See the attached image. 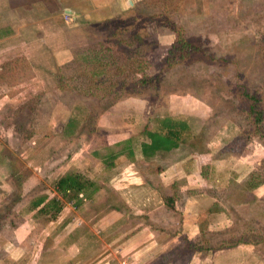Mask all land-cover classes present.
<instances>
[{
  "label": "rangeland",
  "instance_id": "1",
  "mask_svg": "<svg viewBox=\"0 0 264 264\" xmlns=\"http://www.w3.org/2000/svg\"><path fill=\"white\" fill-rule=\"evenodd\" d=\"M130 1L115 18L125 16L120 31L126 34L120 40L134 36L131 46L138 45L133 57L140 74H127L124 68L120 81L131 91L94 90L90 95L83 89L86 76L66 78L91 73L84 55L104 37L105 26L80 23L60 32L58 18L47 16L39 2L28 3L33 16L28 21V9L14 6L18 1L0 0V29L14 25L16 30L15 43L0 46V230L23 222L28 197L54 196L53 184L61 175L84 173L102 187L110 175L103 159L134 148L146 139L144 131L157 130L160 119L170 118L188 126L174 153L179 158L189 153L202 166L185 199L196 202L208 220L203 228L211 229L194 239V247L174 246L155 264H264V0ZM30 22L35 23L31 31ZM169 27L177 29L184 45L175 42ZM23 38L30 42L22 43ZM63 41L66 50L84 54L78 52L59 71L50 56ZM109 47L120 64L126 63L123 50ZM141 77L147 81L140 83ZM244 94L258 100V125L247 112ZM68 120L73 121L69 130ZM195 136L199 139L190 145ZM100 197H94V207L101 206ZM56 218L37 217L31 224L34 236L21 244L55 242ZM198 246L209 250L195 253ZM30 254L38 253L31 249Z\"/></svg>",
  "mask_w": 264,
  "mask_h": 264
},
{
  "label": "crops",
  "instance_id": "2",
  "mask_svg": "<svg viewBox=\"0 0 264 264\" xmlns=\"http://www.w3.org/2000/svg\"><path fill=\"white\" fill-rule=\"evenodd\" d=\"M28 1L32 5L39 2ZM42 1L39 3L43 6L45 14L49 17L55 14L51 19L58 18L60 32L77 28L80 23L94 27L114 19L126 9L125 0ZM21 7L28 9L25 10L24 17L31 21V7H28L25 0ZM41 8L38 7V11ZM64 14L70 18L69 26L64 21ZM34 26L35 23L30 22L29 28L26 27L31 31ZM13 27L14 25L10 29H0V46L15 43L16 30ZM29 42V39L23 38L22 43ZM63 42L60 48L56 45L51 49L50 58L56 67L72 59V49L66 50V43ZM143 135L145 136L144 133ZM145 138L136 144H148L149 140L146 136ZM176 151L179 152V147L166 153L156 152L153 156L144 157L139 148L130 147L108 155L102 162L107 165L105 167L110 175L104 179L102 187L94 184L97 189L94 194L80 195L76 209L69 203H63L56 216L58 232L54 231L55 235L53 233V243L39 247L21 244L28 236H34V231H31L32 221L44 216L37 211L53 196L28 197L25 200L23 222L9 231H6L8 226H3L0 230V264H155L161 257H165L168 251L176 250L175 247L181 244V238L193 242L200 234L199 228L203 227V224L208 225V220L196 209V202L186 200L185 197H190V181L193 175L200 176L202 166L193 162L188 152L186 157L179 158V155L174 153ZM1 183L5 187L8 185L6 181ZM52 194L55 195L53 191ZM8 195L6 191L5 196ZM179 195H183V198L176 203ZM95 196H101V206L94 207ZM42 198L44 199L41 202ZM167 198L171 199L169 203ZM80 207L86 208L85 213ZM76 220L82 224L79 225ZM94 227H97V231H94ZM207 227L204 229H211L210 226ZM20 249L28 251L21 253ZM31 249L38 254L28 255ZM157 264L175 263L170 260Z\"/></svg>",
  "mask_w": 264,
  "mask_h": 264
},
{
  "label": "trees",
  "instance_id": "3",
  "mask_svg": "<svg viewBox=\"0 0 264 264\" xmlns=\"http://www.w3.org/2000/svg\"><path fill=\"white\" fill-rule=\"evenodd\" d=\"M18 1V3L15 4V6L22 4L23 0H15ZM37 1V0H32ZM27 4L29 1H26ZM31 2V0H30ZM125 17V16H124ZM124 17H117L112 20L104 21L97 25L105 26L106 32L104 37L101 38V36L98 37V39L92 44V49L89 50L87 53L88 55H84V60L87 63H90L92 66L91 73H84L82 72L80 75L79 73H74V76L72 78H66V81L68 80H75V77L77 76H86L87 80H83V84L86 88L84 89V92L90 93V95L93 94L94 90H98L102 93H114L116 90H127L131 91L128 88V85H123V82L120 81V78L122 76V73L124 71V68L127 69V74L130 72V75L137 76L140 74L139 69V62L136 63L135 58L133 57L136 52V47L138 46L136 43H134V46H131V43L134 42V36H127V38H122L124 31H120L121 23L124 21ZM119 21V22H118ZM120 23V25H116ZM133 26V25H132ZM135 26V25H134ZM133 26V28H134ZM96 27V25H95ZM172 34L175 36V42L179 41L181 44H185V42L182 40L181 37L177 36V29L168 28ZM126 34V33H125ZM103 36V35H102ZM116 46L118 50H123L121 52H124V55L126 56L123 60L126 61V63H121L120 60L113 55L114 51L109 46ZM129 45V46H128ZM82 50H78L77 52L75 50L72 51V59L58 67V70H65L69 67L71 63L74 61V57L78 55V52L80 54H84ZM76 52V53H75ZM129 64V65H128ZM138 65V66H137ZM118 76L117 80H112V77ZM144 75H142L143 77ZM141 77V78H142ZM61 78V76H60ZM147 80L145 78H142L139 82L144 83ZM104 95V94H102ZM244 97L248 100L249 104L247 105V112L252 116L253 124L258 125L261 122V113L257 109V98L255 95H248L244 94ZM157 130L154 131H144L143 133L149 140V143H140V144H134V148H139V151L142 156L149 157L153 156L156 152L160 153H166L173 149H176L179 147L183 135L187 132L188 126L186 123L182 121H176L170 118H163L160 119L158 122ZM66 129L69 130L73 127V121L68 120L65 124ZM264 138V137H263ZM199 137L195 136L192 138V143L195 140H198ZM195 150V149H193ZM199 153H204L201 150H197ZM96 187L94 186V183L86 179L82 174L78 172H71L66 173L55 180L53 184V191L54 196L49 199L37 212L40 215H44L48 218V220H54L57 216L58 212L61 210V207L63 203H69L72 202L73 205L78 206V202L80 201V195H88L91 196L96 191ZM44 198H42L40 201L42 202ZM171 199L167 198V203H169ZM38 204V202L36 203ZM35 204V205H36ZM34 205V206H35ZM203 227L199 228L200 234L207 233L208 231H203ZM212 233V232H210ZM199 234V236H200ZM181 244L188 247H194L195 244L192 241H187L186 238H181ZM237 244H242L241 242ZM234 245L230 244L229 246ZM225 247L231 248V247ZM237 246V245H235ZM209 250V248L206 247H195L194 252L195 253H206ZM161 260V259H160ZM161 262V261H160Z\"/></svg>",
  "mask_w": 264,
  "mask_h": 264
},
{
  "label": "built area",
  "instance_id": "4",
  "mask_svg": "<svg viewBox=\"0 0 264 264\" xmlns=\"http://www.w3.org/2000/svg\"><path fill=\"white\" fill-rule=\"evenodd\" d=\"M63 17L65 22L70 21V18L67 14H64Z\"/></svg>",
  "mask_w": 264,
  "mask_h": 264
},
{
  "label": "water",
  "instance_id": "5",
  "mask_svg": "<svg viewBox=\"0 0 264 264\" xmlns=\"http://www.w3.org/2000/svg\"><path fill=\"white\" fill-rule=\"evenodd\" d=\"M125 1H126V3H127L128 6H131L132 5V3H131L130 0H125ZM65 13H68V12H65Z\"/></svg>",
  "mask_w": 264,
  "mask_h": 264
}]
</instances>
